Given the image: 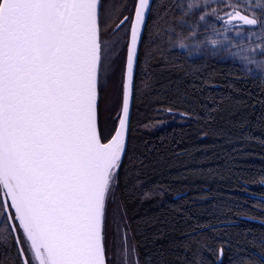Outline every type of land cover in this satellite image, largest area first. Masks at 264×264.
<instances>
[{
  "label": "snow or ice",
  "instance_id": "snow-or-ice-1",
  "mask_svg": "<svg viewBox=\"0 0 264 264\" xmlns=\"http://www.w3.org/2000/svg\"><path fill=\"white\" fill-rule=\"evenodd\" d=\"M173 5L132 0L114 13L109 0H0V217L10 222L0 229V264H126L125 258L127 264H216L203 255L204 248L215 254L203 234L195 246L184 242L188 254L175 261L163 247L132 259L135 249L126 237L119 254L110 240L109 194L121 171L127 173L125 157L131 160L130 106L141 56L149 72L186 60L174 55L175 48L187 47L200 27L187 19L192 4L178 5L180 15ZM225 7L231 10L218 18L239 25L236 34L246 35L249 46L234 55L264 56V0H228ZM113 18L119 20L115 30H123L122 103L109 126L101 124L100 111L103 81L116 70L109 55L113 41L104 38ZM204 71L193 65L186 74ZM259 79L264 84V73ZM259 143L264 146V139ZM248 243L259 254L241 256L247 249L240 248L235 264H264V233L259 243Z\"/></svg>",
  "mask_w": 264,
  "mask_h": 264
},
{
  "label": "trees",
  "instance_id": "trees-1",
  "mask_svg": "<svg viewBox=\"0 0 264 264\" xmlns=\"http://www.w3.org/2000/svg\"><path fill=\"white\" fill-rule=\"evenodd\" d=\"M227 1H218L221 7L210 18V27L232 28L217 17L224 15ZM109 3L118 13L132 0ZM207 3L199 12L208 10ZM178 5L174 0L176 15L181 13ZM113 19L111 31L119 22ZM175 54L187 56L178 46ZM193 65H204L206 71L195 77L186 74ZM259 77L246 73L238 59L215 56L175 59L149 72L141 56L129 134L131 160L125 157L127 173L121 171L115 190L119 203L108 207L109 224L117 209L120 224L129 229L127 242L135 243L138 253L163 247L175 261L188 254L184 242L192 240L195 246L203 234L215 249L213 254L204 248L203 255L216 264H235L240 248L247 249L241 256L259 254V248L248 243H259L264 233V207H257L264 205V146L259 143L264 139V84ZM116 94L111 109L104 105L100 113L102 125L111 126L120 111L122 91ZM249 135L254 139H245ZM9 226L0 217V229ZM110 240L119 254L113 232Z\"/></svg>",
  "mask_w": 264,
  "mask_h": 264
},
{
  "label": "rangeland",
  "instance_id": "rangeland-1",
  "mask_svg": "<svg viewBox=\"0 0 264 264\" xmlns=\"http://www.w3.org/2000/svg\"><path fill=\"white\" fill-rule=\"evenodd\" d=\"M176 1H180V3H181V5L183 6V9H187V7H188V5L189 4H192L193 5V7L191 8V10L188 12V17H187V19L191 22V23H193V24H195V23H199V25H200V27H199V29H198V31H197V35L195 36V37H191V36H189V39H198V40H205L206 39V37H208L209 35H210V26L211 25H208L209 24V21H210V18H212V19H214V13H212V11H211V9L212 8H219V7H221L220 5L221 4H223V2L225 1V0H220V2H221V4L218 2L219 0H210V1H212L213 3H216V2H218V3H216V4H214V6H212V4H210L209 3V0H208V10H206V9H204V10H202V12L200 11L199 12V9H201V8H204V2H200L199 0H176ZM228 2V1H227ZM226 2V3H227ZM253 2H254V0H253ZM225 6V5H224ZM181 8V7H180ZM225 9V7L223 8H220V10L222 11V10H224ZM182 10V9H181ZM218 10V9H217ZM219 10V11H220ZM229 10H231V9H229V8H226L225 9V12L226 11H229ZM180 12V11H179ZM191 13V14H190ZM190 14V15H189ZM217 14V13H216ZM224 14V13H223ZM200 15H205V17H206V19L204 20V21H199V16ZM219 15H217V17H218ZM216 17V18H217ZM208 20V21H207ZM113 22H114V19H112L111 21H110V23H109V25L106 27V29H104V32L106 33V35H105V39H107V40H111V41H113V47H112V49H111V51H110V53H109V55L111 56V58H112V60H113V62H114V67H115V72H114V74H112L111 75V78L110 79H105L103 82L104 83H106L107 84V86H108V84L109 83H111L112 81H114L115 82V80H116V78H118V74H119V76H120V71H119V68H118V63H120V58H121V41H122V39H123V30H121V31H119V32H117V31H111L110 29H111V27L114 25L113 24ZM214 22H215V20H214ZM218 25H216L215 26V28L217 27ZM115 28V27H114ZM237 28L238 27H233V28H231V29H229V30H227V33H225L224 32V28H222L221 29V27L220 26H218L216 29H219L220 30V32H221V34H226L227 36H229L234 42H237V43H241V44H243V43H245L246 42V40H247V37H246V35L242 38L241 36H238L237 34H236V30H237ZM114 30V29H113ZM253 39V41H255V37H253L252 38ZM261 42H264V38H262V41ZM216 51V48L214 47V46H212L211 44H206L205 45V48H204V50H202V52H201V54L200 55H196V56H193V57H203V56H215V57H221V58H234V59H238V61L240 62V63H242L241 62V60H240V57L238 56V55H233V54H229V53H225L224 51H219L216 55H213V52H215ZM119 59V60H118ZM118 62V63H117ZM242 65H243V63H242ZM244 66V65H243ZM245 67V66H244ZM246 68V67H245ZM247 69V68H246ZM252 73H254V74H260V73H258V72H252ZM114 77H116V78H114ZM107 90V89H106ZM105 94H106V92H105ZM110 100H108L107 102L110 104H107V109H111V105H112V103H110L109 102ZM106 107V106H105ZM105 107H104V105H103V102L101 101V111H100V113H103L104 112V109H105ZM106 109V110H107ZM115 187V186H114ZM114 187L112 188V191L110 192V194H109V196L111 197V196H113V198H115V189H114ZM114 189V190H113ZM112 202H114V201H112ZM127 239V238H126ZM132 259H135V256H134V253L132 254ZM125 262H126V264H127V259L125 260Z\"/></svg>",
  "mask_w": 264,
  "mask_h": 264
},
{
  "label": "clouds",
  "instance_id": "clouds-1",
  "mask_svg": "<svg viewBox=\"0 0 264 264\" xmlns=\"http://www.w3.org/2000/svg\"><path fill=\"white\" fill-rule=\"evenodd\" d=\"M225 32V30H224ZM212 40L217 41L215 45L211 43ZM206 44H211L216 48L213 52L217 54L219 51H224L225 53L235 54L240 48L247 49L249 46L246 43L234 42L229 36L221 34L220 30L216 29L215 26L210 28V35L206 37L205 40L189 39L187 47H184L185 53L188 57L200 55L202 50H204ZM240 57L241 62L246 68H251L252 72L264 73V56H260L251 52H244Z\"/></svg>",
  "mask_w": 264,
  "mask_h": 264
},
{
  "label": "bare ground",
  "instance_id": "bare-ground-1",
  "mask_svg": "<svg viewBox=\"0 0 264 264\" xmlns=\"http://www.w3.org/2000/svg\"><path fill=\"white\" fill-rule=\"evenodd\" d=\"M119 60V59H118ZM118 63V62H117ZM136 79V78H135ZM117 83H109L108 86H107V91H106V94H105V97L103 99V105H107L109 104L107 101L110 100L109 102L112 103L113 100H115V95L118 96L117 93V90L118 92H121L122 91V76L118 74V78H117ZM110 105V104H109ZM115 186V187H114ZM114 189L116 190V187H117V184H114ZM113 189V190H114ZM114 201L116 202L115 204L118 205V197H116L115 195V198H113V196H109V202H108V207L110 205V203ZM126 215V214H125ZM124 215V216H125ZM113 217H114V221H113ZM113 217L112 219L110 220V224H109V230H110V233L114 234V236L117 238V246L121 248V242L123 240V238L121 237V235L127 237L129 236V229L127 227H124L123 225L120 224L119 220H120V213L117 209L113 210ZM126 224H128V221L126 220L125 221ZM9 225H10V222H9ZM131 233V232H130ZM132 234V233H131ZM127 246L131 249H135V251L133 252L134 253V256L138 253V248L136 247L135 243L133 242H127ZM127 258H125L126 260Z\"/></svg>",
  "mask_w": 264,
  "mask_h": 264
},
{
  "label": "water",
  "instance_id": "water-1",
  "mask_svg": "<svg viewBox=\"0 0 264 264\" xmlns=\"http://www.w3.org/2000/svg\"><path fill=\"white\" fill-rule=\"evenodd\" d=\"M114 31H116L115 28H114L113 32ZM132 109H133V101H132L131 106H130V124H131Z\"/></svg>",
  "mask_w": 264,
  "mask_h": 264
},
{
  "label": "flooded vegetation",
  "instance_id": "flooded-vegetation-1",
  "mask_svg": "<svg viewBox=\"0 0 264 264\" xmlns=\"http://www.w3.org/2000/svg\"><path fill=\"white\" fill-rule=\"evenodd\" d=\"M229 11H230V10H229ZM223 16H224V15H223ZM223 16H222V17H223ZM223 23L225 24L224 19H223ZM225 26H227V27H232V28H233V27H238V28L240 27L239 25H226V24H225Z\"/></svg>",
  "mask_w": 264,
  "mask_h": 264
}]
</instances>
